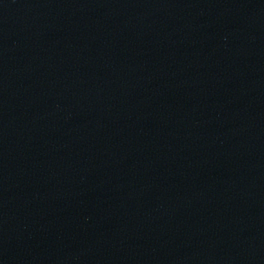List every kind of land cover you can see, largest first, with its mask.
I'll use <instances>...</instances> for the list:
<instances>
[{
	"label": "water",
	"instance_id": "95a60500",
	"mask_svg": "<svg viewBox=\"0 0 264 264\" xmlns=\"http://www.w3.org/2000/svg\"><path fill=\"white\" fill-rule=\"evenodd\" d=\"M0 264H264V0H0Z\"/></svg>",
	"mask_w": 264,
	"mask_h": 264
}]
</instances>
